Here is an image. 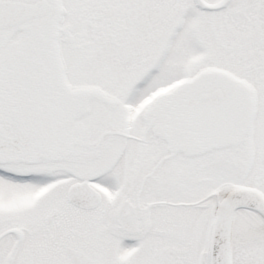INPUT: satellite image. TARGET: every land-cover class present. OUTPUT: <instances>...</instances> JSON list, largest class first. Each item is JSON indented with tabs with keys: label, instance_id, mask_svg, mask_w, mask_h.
Masks as SVG:
<instances>
[{
	"label": "snow or ice",
	"instance_id": "1",
	"mask_svg": "<svg viewBox=\"0 0 264 264\" xmlns=\"http://www.w3.org/2000/svg\"><path fill=\"white\" fill-rule=\"evenodd\" d=\"M0 264H264V0H0Z\"/></svg>",
	"mask_w": 264,
	"mask_h": 264
}]
</instances>
